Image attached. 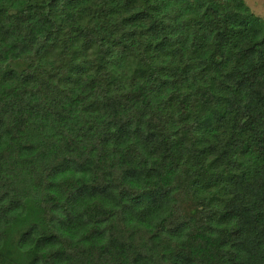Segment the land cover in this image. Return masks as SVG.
Segmentation results:
<instances>
[{
    "label": "trees",
    "instance_id": "trees-1",
    "mask_svg": "<svg viewBox=\"0 0 264 264\" xmlns=\"http://www.w3.org/2000/svg\"><path fill=\"white\" fill-rule=\"evenodd\" d=\"M0 264H264V20L0 0Z\"/></svg>",
    "mask_w": 264,
    "mask_h": 264
},
{
    "label": "rangeland",
    "instance_id": "rangeland-1",
    "mask_svg": "<svg viewBox=\"0 0 264 264\" xmlns=\"http://www.w3.org/2000/svg\"><path fill=\"white\" fill-rule=\"evenodd\" d=\"M250 12L257 18L264 20V0H242Z\"/></svg>",
    "mask_w": 264,
    "mask_h": 264
}]
</instances>
